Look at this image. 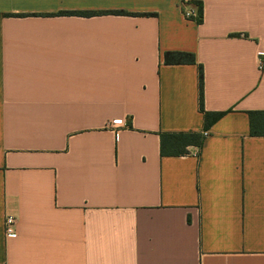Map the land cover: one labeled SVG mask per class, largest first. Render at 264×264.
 I'll return each instance as SVG.
<instances>
[{"label":"crops","instance_id":"crops-1","mask_svg":"<svg viewBox=\"0 0 264 264\" xmlns=\"http://www.w3.org/2000/svg\"><path fill=\"white\" fill-rule=\"evenodd\" d=\"M180 1L0 0V264H264V0Z\"/></svg>","mask_w":264,"mask_h":264},{"label":"trees","instance_id":"trees-1","mask_svg":"<svg viewBox=\"0 0 264 264\" xmlns=\"http://www.w3.org/2000/svg\"><path fill=\"white\" fill-rule=\"evenodd\" d=\"M199 12V18L197 23L201 22L202 7L197 5ZM63 14L77 15L84 17H91L97 15H120V16H134L124 11H78V12H63ZM152 14H142V16H151ZM162 61L165 65H180V64H192L197 67V85H198V108L203 115V131H206L211 124L217 121L224 112L211 113L206 112L203 109V73L201 65L196 63L195 56L188 52L170 51L165 52L162 57ZM249 120V135L252 137H264V111H249L247 112ZM167 138V143H165ZM203 134H183V135H161L160 139V154L163 156H179L186 153L185 147L187 145L201 146Z\"/></svg>","mask_w":264,"mask_h":264},{"label":"built area","instance_id":"built-area-1","mask_svg":"<svg viewBox=\"0 0 264 264\" xmlns=\"http://www.w3.org/2000/svg\"><path fill=\"white\" fill-rule=\"evenodd\" d=\"M180 6L184 19L197 21L200 16L197 7L187 5L184 0L180 1ZM108 125L111 128H117L122 125V120H112ZM15 226V218L13 216L6 215L3 221V232L6 239L16 237Z\"/></svg>","mask_w":264,"mask_h":264}]
</instances>
